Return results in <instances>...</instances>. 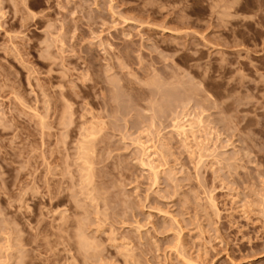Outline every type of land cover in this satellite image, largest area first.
<instances>
[{
    "label": "rangeland",
    "instance_id": "rangeland-1",
    "mask_svg": "<svg viewBox=\"0 0 264 264\" xmlns=\"http://www.w3.org/2000/svg\"><path fill=\"white\" fill-rule=\"evenodd\" d=\"M0 264H264V0H0Z\"/></svg>",
    "mask_w": 264,
    "mask_h": 264
},
{
    "label": "bare ground",
    "instance_id": "bare-ground-1",
    "mask_svg": "<svg viewBox=\"0 0 264 264\" xmlns=\"http://www.w3.org/2000/svg\"><path fill=\"white\" fill-rule=\"evenodd\" d=\"M25 3H26V2H25ZM64 40H65V39H64ZM109 71H110V70H109ZM109 71H108V72H109ZM153 80H154V79H153ZM175 80H176V79H175ZM110 81H111V80H110ZM116 81H117V80H116ZM111 84H112V83H111ZM180 85H181V84H180ZM183 86H184V85H183ZM154 105H155V104H154ZM47 107H48V106H47ZM202 108H203V107H202ZM70 109H71V108H70ZM71 111H72V110H71ZM198 112H199V111H198ZM161 114H162V113H161ZM200 115H201V114H200ZM192 117H194V116H192ZM39 118H40V117H39ZM196 118H197V117H196ZM203 118H204V117H203ZM186 119H187V118H186ZM201 119H202V117H201ZM176 120H177V119H176ZM178 120H179V119H178ZM197 120H198V119H197ZM199 120H200V119H199ZM203 120H204V119H203ZM43 121H44V120H43ZM71 121H72V120H71ZM155 122H156V121H155ZM180 122H181V121H180ZM199 122H200V121H199ZM178 123H179V121H178ZM178 123H176V124H178ZM194 123H195V122H194ZM188 124H189V123H188ZM179 125H180V124H179ZM189 125H190V124H189ZM191 125H192V124H191ZM191 125H190V126H191ZM173 126H174V125H173ZM176 126H177V125H176ZM176 126H175V127H176ZM184 126H185V127H184ZM184 126L182 125V126H180V127H181V130H183V131L186 133V128H187V127H186V125H184ZM188 127H189V126H188ZM193 127H194V126H193ZM65 128H66V127H65ZM176 128H178L177 130H180L179 127H176ZM183 131H181V132H183ZM209 131H210V130H209ZM179 132H180V131H179ZM192 132H193V130H192ZM89 134H90V133H89ZM183 134H184V133H183ZM96 135H97V134H95V138H96ZM184 135H185V134H184ZM93 136H94V135H93ZM93 138H94V137H93ZM90 140L92 141V139H90ZM90 140H89V141H90ZM96 140H97V138H96ZM82 144H83V143H82ZM85 144H86V143H85ZM88 145H89V144H88ZM85 147H86V146H85ZM94 147H95V146H94ZM209 147H210V146H209ZM204 148H205V147H204ZM84 149H85V148H84ZM88 149L91 150L89 147H88ZM207 149H208V147H207ZM207 149H206V150H207ZM86 150H87V149H86ZM150 150H151V149H149V151H150ZM144 151H145V150H144ZM146 151H147V149H146ZM208 152H209V151H208ZM92 153H93V152H92ZM86 154H87V153H86ZM90 155H91V154H90ZM90 155H89V156H90ZM200 155H201V154H200ZM87 156H88V155H87ZM87 158H89V157H87ZM149 158H150V156H149ZM81 159H82V158H81ZM89 159H90V158H89ZM94 160H95V159H94ZM88 163H89V162H88ZM229 165H230V164H229ZM92 169H93V168H92ZM88 172H89V171H88ZM90 172H91V171H90ZM92 182H93V181H92ZM83 183H84V182H83ZM91 184H92V183H91ZM99 198H100V197H99ZM81 229H82V228H81ZM78 234H79V233H78ZM82 237H84V235H83ZM80 238H81V237H80ZM84 239H85V238H84ZM79 240H80V239H79ZM83 241H84V240H83ZM87 241H88V240H87ZM83 243H84V242H83ZM86 244H87V243H86ZM87 247H88V246L86 245V248H87ZM89 248H90V246H89ZM87 254H88V253H87Z\"/></svg>",
    "mask_w": 264,
    "mask_h": 264
}]
</instances>
